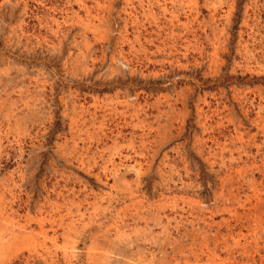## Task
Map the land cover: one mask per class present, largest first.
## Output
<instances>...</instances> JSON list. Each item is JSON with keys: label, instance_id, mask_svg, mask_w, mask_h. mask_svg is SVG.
Masks as SVG:
<instances>
[{"label": "rangeland", "instance_id": "374dc122", "mask_svg": "<svg viewBox=\"0 0 264 264\" xmlns=\"http://www.w3.org/2000/svg\"><path fill=\"white\" fill-rule=\"evenodd\" d=\"M0 264H264V0H0Z\"/></svg>", "mask_w": 264, "mask_h": 264}, {"label": "bare ground", "instance_id": "6f19581e", "mask_svg": "<svg viewBox=\"0 0 264 264\" xmlns=\"http://www.w3.org/2000/svg\"><path fill=\"white\" fill-rule=\"evenodd\" d=\"M250 257V256H249ZM253 258V257H252Z\"/></svg>", "mask_w": 264, "mask_h": 264}]
</instances>
